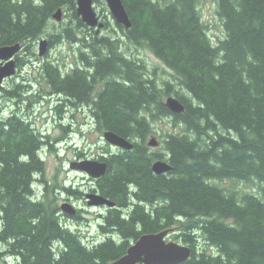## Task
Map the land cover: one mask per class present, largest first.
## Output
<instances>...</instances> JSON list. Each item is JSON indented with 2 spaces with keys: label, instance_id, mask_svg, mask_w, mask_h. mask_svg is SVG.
Segmentation results:
<instances>
[{
  "label": "trees",
  "instance_id": "16d2710c",
  "mask_svg": "<svg viewBox=\"0 0 264 264\" xmlns=\"http://www.w3.org/2000/svg\"><path fill=\"white\" fill-rule=\"evenodd\" d=\"M121 1L131 25L117 27L174 71L178 89L168 81L163 88L144 61L125 54L122 38L87 27L76 0H0V46L19 42L20 51H33L44 35L49 45L61 37L79 43V63L70 72L46 61L38 74L52 91L87 106L98 130L133 142L130 150L105 149L100 158L107 169L95 179L96 189L115 206L101 215L103 238L86 242L33 188L44 170L39 150L48 136L17 113L0 115V264H110L141 234L167 228L191 247L190 257L177 264H264V184L257 193H237L215 182H264V0H215L224 31L215 42L199 9L202 0ZM58 8L73 21L49 34ZM23 62L17 55V67ZM24 87L2 90L21 99ZM170 93L184 111L166 107L162 96ZM148 114L184 126L165 135L162 153L145 145L152 132ZM155 159H165L171 170L154 173Z\"/></svg>",
  "mask_w": 264,
  "mask_h": 264
},
{
  "label": "rangeland",
  "instance_id": "374dc122",
  "mask_svg": "<svg viewBox=\"0 0 264 264\" xmlns=\"http://www.w3.org/2000/svg\"><path fill=\"white\" fill-rule=\"evenodd\" d=\"M102 1L104 0H93V7L100 18L98 23L104 21L108 25L107 27L101 26L97 28L96 31L100 30L96 34L98 36L109 35L114 38H122L121 49L125 54L144 61L146 65L144 70L151 73L152 77L163 88L165 87L163 81H168L172 87L178 89L173 79L175 75L174 71L167 67L147 47H141L129 42L117 27L107 6ZM199 9L203 21L207 25L210 39L214 42L217 41L219 37L224 35V31L220 18L215 11V0H202ZM62 11L60 20H54L53 18L49 20L48 27L46 28V32L49 34H56L64 24H69V21H73L69 11H64V9ZM43 37H47V35ZM41 38L39 37L32 43L31 48L33 51L25 50L16 54L24 62L20 67H17L16 63V74L6 78L3 81V87H11L15 84L23 83L25 86L23 88L24 95H22L21 99L7 98L2 87L0 89V115H7L10 112L17 113L32 122L42 135L48 136L49 144L44 146L40 151L44 158V170L42 174L36 176L38 180L35 181L34 189L37 195L45 201H52V204L57 207L63 201H68L66 200L68 198L70 200L68 202L72 203L76 209H79L81 215L77 219L68 218L67 223L71 229L78 233L86 242L101 240L104 235L99 232L98 224L101 221V215L105 213L108 207L89 206L82 196L66 195L61 187L65 185L70 186L72 189L78 188L83 193L90 185L88 181L90 178L89 176L86 177L84 173L70 169V162L81 158L96 159L102 154L107 155L105 149L112 150L113 152L117 149L103 139L102 134L104 131L98 130L96 120L91 118L93 114L87 106H76L73 103H69V101L57 100V95L51 93L52 90L46 86L44 78L38 74L41 64L46 61L57 65L62 73L70 72L75 64L79 63L78 48L80 44L76 42L72 43L61 37V39L56 40L52 45L47 43L46 53L40 56L38 54V41ZM17 74L19 76H16ZM40 92L41 95H45L46 99H40V96H38ZM170 95L174 96L173 93L163 95V101ZM34 98L36 99L34 100ZM30 99L33 100L32 103H28ZM59 103H65L61 107L60 112L55 109V106ZM147 119L150 122L152 132L145 137V145L148 144L149 139L152 137L157 142L154 146L147 145L149 152H164L162 141L165 135L167 133L183 131V124L173 123L171 117L155 116L153 118L148 114ZM57 123H60V127L57 126ZM215 182L226 187L233 186L237 190V193H257L259 192L260 185L264 184V182L254 180L233 182L230 179H218ZM76 214L77 212L74 216ZM166 239L176 240L172 235H169ZM199 243L205 246L203 241ZM8 261V263L12 264L11 259Z\"/></svg>",
  "mask_w": 264,
  "mask_h": 264
},
{
  "label": "water",
  "instance_id": "95a60500",
  "mask_svg": "<svg viewBox=\"0 0 264 264\" xmlns=\"http://www.w3.org/2000/svg\"><path fill=\"white\" fill-rule=\"evenodd\" d=\"M104 2L114 22L128 29L131 22L122 1L104 0ZM92 4L93 0H76V14L85 25L97 29L104 26V23H98L100 19ZM61 14L62 10L58 8L52 14V18L60 20ZM47 43V38H41L38 41V54L40 56L46 53ZM21 48L22 44L19 42L0 46V88L3 87V81L6 78L16 73L15 56ZM164 104L172 113L184 111V105L173 95L168 96ZM102 137L109 144L122 150H130L133 147V142L130 139L112 130H105ZM156 143L153 137L148 141L150 146H154ZM69 167L92 178H98L106 172L107 163L99 159L81 158L71 161ZM152 170L156 174H162L170 171L171 166L163 159H156L152 163ZM85 200L89 206H115L114 201L97 192L87 193ZM59 208L62 213L69 216H73L76 213V208L68 201L61 203ZM172 230V228H167L157 232L141 234L129 243L124 254L110 264H177L187 260L191 254V247L175 240H167L166 237Z\"/></svg>",
  "mask_w": 264,
  "mask_h": 264
},
{
  "label": "flooded vegetation",
  "instance_id": "af4514ba",
  "mask_svg": "<svg viewBox=\"0 0 264 264\" xmlns=\"http://www.w3.org/2000/svg\"><path fill=\"white\" fill-rule=\"evenodd\" d=\"M63 10V9H62ZM62 13H63V11H62ZM80 35V34H79ZM48 38H49V36H47ZM88 69V68H87ZM16 74V73H15ZM16 76H19V74H17ZM94 90H98V87H95L94 88ZM35 94H36V92H34ZM51 93H53V95L54 94H56L57 95V100H62V101H69V103H74L73 102V100L70 98V97H68V96H65L64 94H62V93H58V92H54V91H52ZM38 95V94H37ZM38 96H40V99L41 98H43V99H46V97H45V95H41V93H39V95ZM59 98H61V99H59ZM65 103H59V104H57L56 106H55V109L58 111V112H60L61 110L60 109H57V106H59V105H64ZM92 119H93V117H91ZM57 126L58 127H60V123H57ZM117 150L116 151H118V150H121L120 148H116ZM111 152H112V150H110ZM107 155H100V157H98V159L99 158H101V157H106ZM102 159V158H101ZM101 159H99V160H101ZM85 176L86 177H88L86 174H85ZM90 179H88V181L90 182V185H89V187H87L84 191H83V195H82V197L84 198V195H86L87 193H89V192H97L98 193V189H96L97 187H96V185H95V179L96 178H91V177H89ZM66 200H68V201H70L68 198L66 199ZM84 200H85V198H84ZM104 207V206H103ZM57 212L59 213V214H62L61 213V211L60 210H57ZM80 210L79 209H77V214L74 216V217H81V215H80ZM78 215V216H77ZM68 219V218H67Z\"/></svg>",
  "mask_w": 264,
  "mask_h": 264
},
{
  "label": "bare ground",
  "instance_id": "6f19581e",
  "mask_svg": "<svg viewBox=\"0 0 264 264\" xmlns=\"http://www.w3.org/2000/svg\"><path fill=\"white\" fill-rule=\"evenodd\" d=\"M93 5V4H92ZM61 10H62V8H61ZM100 19V18H99ZM124 27V26H123ZM126 29V28H125ZM1 46H3V45H1ZM22 49V48H21Z\"/></svg>",
  "mask_w": 264,
  "mask_h": 264
}]
</instances>
